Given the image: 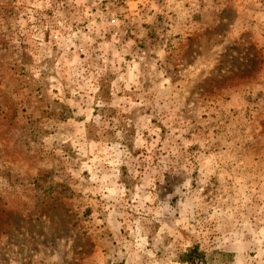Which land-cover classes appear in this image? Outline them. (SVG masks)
<instances>
[{
	"label": "rangeland",
	"instance_id": "374dc122",
	"mask_svg": "<svg viewBox=\"0 0 264 264\" xmlns=\"http://www.w3.org/2000/svg\"><path fill=\"white\" fill-rule=\"evenodd\" d=\"M189 254L264 264V0H0V264Z\"/></svg>",
	"mask_w": 264,
	"mask_h": 264
},
{
	"label": "trees",
	"instance_id": "16d2710c",
	"mask_svg": "<svg viewBox=\"0 0 264 264\" xmlns=\"http://www.w3.org/2000/svg\"><path fill=\"white\" fill-rule=\"evenodd\" d=\"M193 252V251H192ZM192 254H189L188 255V257H189V259H188V261L190 262V263H192V264H198L197 262H196V259L195 258H192V256H191ZM200 257V256H199ZM200 259H201V257H200Z\"/></svg>",
	"mask_w": 264,
	"mask_h": 264
}]
</instances>
